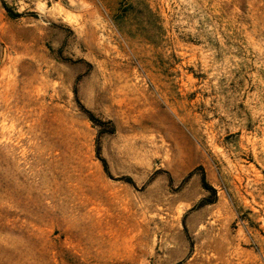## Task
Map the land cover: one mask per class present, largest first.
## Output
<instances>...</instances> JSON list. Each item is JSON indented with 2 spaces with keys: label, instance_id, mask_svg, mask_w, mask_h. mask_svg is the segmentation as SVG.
Masks as SVG:
<instances>
[{
  "label": "rangeland",
  "instance_id": "obj_1",
  "mask_svg": "<svg viewBox=\"0 0 264 264\" xmlns=\"http://www.w3.org/2000/svg\"><path fill=\"white\" fill-rule=\"evenodd\" d=\"M0 264H264V0H0Z\"/></svg>",
  "mask_w": 264,
  "mask_h": 264
}]
</instances>
